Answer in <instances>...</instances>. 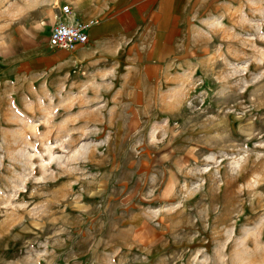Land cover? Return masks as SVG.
<instances>
[{
    "label": "rangeland",
    "instance_id": "obj_1",
    "mask_svg": "<svg viewBox=\"0 0 264 264\" xmlns=\"http://www.w3.org/2000/svg\"><path fill=\"white\" fill-rule=\"evenodd\" d=\"M62 6L0 0V264H264V0H179L165 59L87 70Z\"/></svg>",
    "mask_w": 264,
    "mask_h": 264
},
{
    "label": "crops",
    "instance_id": "obj_2",
    "mask_svg": "<svg viewBox=\"0 0 264 264\" xmlns=\"http://www.w3.org/2000/svg\"><path fill=\"white\" fill-rule=\"evenodd\" d=\"M64 1L69 4L71 14L63 22H92L88 28V42L73 52L84 49L71 56L74 61L84 62L85 70L89 69L94 57L115 63H133L141 58V53L144 60L159 62L165 59L170 49L173 11L176 12L179 0ZM46 16L47 22L41 19L49 26L48 39L55 22H50L53 13L48 12ZM142 46L146 47L143 52L140 51ZM55 57L52 55L48 60L54 61Z\"/></svg>",
    "mask_w": 264,
    "mask_h": 264
},
{
    "label": "built area",
    "instance_id": "obj_3",
    "mask_svg": "<svg viewBox=\"0 0 264 264\" xmlns=\"http://www.w3.org/2000/svg\"><path fill=\"white\" fill-rule=\"evenodd\" d=\"M63 17H68L71 10L68 6L61 7ZM92 22H75L64 23L59 22L54 25L49 33L47 45L51 49L75 51L78 47L84 46L88 42V28Z\"/></svg>",
    "mask_w": 264,
    "mask_h": 264
}]
</instances>
